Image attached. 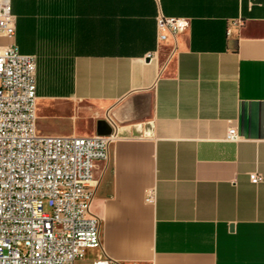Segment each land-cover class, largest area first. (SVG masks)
Instances as JSON below:
<instances>
[{"label":"crops","instance_id":"1","mask_svg":"<svg viewBox=\"0 0 264 264\" xmlns=\"http://www.w3.org/2000/svg\"><path fill=\"white\" fill-rule=\"evenodd\" d=\"M10 8L0 46L34 56L35 133L97 135L103 121L113 136L90 204L101 246L74 264H264V0ZM159 13L188 20L174 42Z\"/></svg>","mask_w":264,"mask_h":264},{"label":"built area","instance_id":"2","mask_svg":"<svg viewBox=\"0 0 264 264\" xmlns=\"http://www.w3.org/2000/svg\"><path fill=\"white\" fill-rule=\"evenodd\" d=\"M155 26L159 39L168 34L174 42L188 20L159 13ZM0 36H14L10 0H0ZM35 99L34 56L0 46V264H74L101 246L90 204L97 163L108 160L113 136L38 135ZM235 137L229 128L226 139ZM152 201L150 191L145 202Z\"/></svg>","mask_w":264,"mask_h":264},{"label":"water","instance_id":"3","mask_svg":"<svg viewBox=\"0 0 264 264\" xmlns=\"http://www.w3.org/2000/svg\"><path fill=\"white\" fill-rule=\"evenodd\" d=\"M96 134L97 135H108L110 134L109 128L103 121H98L96 124Z\"/></svg>","mask_w":264,"mask_h":264}]
</instances>
